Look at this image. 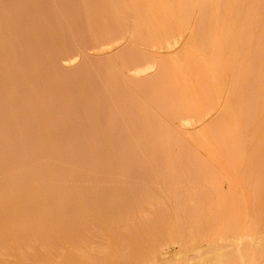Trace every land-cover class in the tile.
I'll return each mask as SVG.
<instances>
[{"label":"rangeland","instance_id":"1","mask_svg":"<svg viewBox=\"0 0 264 264\" xmlns=\"http://www.w3.org/2000/svg\"><path fill=\"white\" fill-rule=\"evenodd\" d=\"M184 1L0 0V264H264V0Z\"/></svg>","mask_w":264,"mask_h":264},{"label":"bare ground","instance_id":"2","mask_svg":"<svg viewBox=\"0 0 264 264\" xmlns=\"http://www.w3.org/2000/svg\"><path fill=\"white\" fill-rule=\"evenodd\" d=\"M109 1V0H108ZM116 1V0H115ZM134 1V0H133ZM180 1V0H179ZM189 1V0H188ZM204 1V0H203ZM210 0H208V2H209ZM27 2V1H26ZM52 2V1H51ZM126 2V1H125ZM148 2V1H147ZM183 2L185 3V1L183 0ZM202 2V1H201ZM205 2V1H204ZM203 2V5L201 6L202 7V9H204L203 7H204V5L206 4V3H204ZM207 2V1H206ZM211 2V1H210ZM106 3V2H105ZM139 3V2H138ZM189 3V2H188ZM141 4V3H140ZM208 4V3H207ZM206 4V5H207ZM210 4V3H209ZM93 5H95V4H93ZM98 5V4H97ZM134 5V4H133ZM103 6H104V4H103ZM113 6V5H112ZM128 7V6H127ZM169 7V6H168ZM211 7V6H210ZM90 8V7H89ZM135 8V7H134ZM152 8V7H151ZM165 8V7H164ZM104 9V8H103ZM181 9V8H180ZM192 9V8H191ZM94 10V9H93ZM97 10V9H96ZM101 10V9H100ZM139 10V9H138ZM2 11V10H1ZM115 11V10H114ZM110 12V11H109ZM131 12V11H130ZM187 12V11H186ZM105 14H106V12H105ZM158 14V13H157ZM102 15V14H101ZM183 15V14H182ZM8 16V15H7ZM115 16V15H114ZM176 16V15H175ZM181 16V15H180ZM96 17V16H95ZM138 17V16H137ZM160 17V16H159ZM7 18V17H6ZM104 18V17H103ZM170 18V17H169ZM179 18V17H178ZM186 18V17H185ZM91 19V18H90ZM118 19V18H117ZM162 20V19H161ZM167 20V19H166ZM186 20V19H185ZM11 21V20H10ZM90 22V21H89ZM165 22V21H164ZM2 23V22H1ZM98 23V22H97ZM115 23V22H114ZM119 23V22H118ZM208 23H209V21H208ZM3 24V23H2ZM88 24V23H87ZM95 24V23H94ZM93 24V25H94ZM100 24V23H99ZM165 24V23H164ZM163 24V25H164ZM170 24V23H169ZM174 24V23H173ZM172 24V25H173ZM178 24H179V22H178ZM213 24V23H212ZM92 25V24H91ZM116 25V24H115ZM162 25V26H163ZM1 26V25H0ZM98 26V25H97ZM148 26V25H147ZM202 26V25H201ZM4 27V26H3ZM180 27V26H179ZM185 27V26H184ZM59 28V27H58ZM101 29H102V27H100ZM163 28H165L164 26H163ZM186 29V28H185ZM57 30V29H56ZM162 30L164 31V29H162V27H161V31H158L159 32V34L157 33V35L155 34V38H158L159 36L158 35H161L160 34V32L162 33ZM11 31V30H10ZM152 31V30H151ZM87 32V31H86ZM140 32V31H139ZM142 32V31H141ZM167 32V31H166ZM165 32V33H166ZM175 32V31H174ZM18 33V32H17ZM99 33V32H98ZM150 33V32H149ZM155 33V32H154ZM60 34V33H59ZM144 34V33H143ZM220 34V33H219ZM137 35V34H136ZM146 35V34H145ZM164 35V33H162V35L161 36H163ZM166 35V34H165ZM164 35V36H165ZM107 36V35H106ZM157 36V37H156ZM191 36V35H190ZM189 36V37H190ZM15 37V36H14ZM59 37V36H58ZM149 37V36H148ZM151 37H152V35H151ZM219 37H221V36H219ZM223 37V36H222ZM222 37L220 38V39H222ZM36 38V37H35ZM150 38V37H149ZM149 38H143V40L144 41H148V39ZM187 38V37H186ZM3 39H4V37H3ZM18 39V38H17ZM17 39H15V41L17 40ZM58 39V38H57ZM156 40V39H155ZM155 40L153 41V40H149L150 42L148 43V42H146V44L148 43V46H150V48H146V49H149V52L151 51L152 53H160V52H168V51H170L171 49H172V46L170 45V44H158V43H156L155 45H154V43H152V42H155ZM158 40V39H157ZM159 40H160V38H159ZM11 41V40H10ZM53 41V40H52ZM186 41V40H185ZM3 42V41H2ZM159 42V41H158ZM151 43V45H149ZM139 44V43H138ZM145 43H143V45H144ZM145 44V45H146ZM174 44V43H173ZM14 45V44H13ZM112 45V44H111ZM182 45V44H181ZM263 45V44H262ZM106 46V45H105ZM260 46H261V44H260ZM9 47V46H8ZM29 47V46H28ZM144 47V46H143ZM183 47V46H182ZM2 48V47H1ZM6 48V47H5ZM257 48V47H256ZM263 48V47H262ZM56 49V48H55ZM184 49H186V48H184ZM27 50V49H26ZM38 50V49H37ZM41 50V49H40ZM104 50V49H103ZM105 50H107V49H105ZM136 51V50H135ZM147 51V50H146ZM262 51V50H261ZM10 52V51H9ZM14 52V51H13ZM21 52H22V50H21ZM26 52V51H25ZM57 52V51H56ZM132 52V51H131ZM141 52V51H140ZM257 52V51H256ZM142 53V52H141ZM144 53V52H143ZM186 53V52H185ZM253 53H255L253 50H252V52H251V54H250V57L248 58V62H250V63H252L251 61H253V58H254V56L256 55H252ZM29 54V53H28ZM65 54V53H64ZM5 55V54H4ZM14 55V54H13ZM46 55V54H45ZM131 55V54H130ZM185 55L186 54H183V55H181V57H185ZM187 55H188V53H187ZM51 56V55H50ZM67 56V55H66ZM149 56V55H148ZM259 56V55H258ZM20 57V56H19ZM23 57V56H22ZM118 57V56H117ZM161 57H163V56H161ZM174 57V56H173ZM2 58V57H1ZM13 58H15V57H13ZM43 58V57H42ZM121 58V57H120ZM141 58L143 59L144 58V55L143 54H138V55H135V56H133L131 59H130V63H133V62H136V61H138V59H140L141 60ZM148 59H149V57H147ZM187 58H190L189 57V55L186 57V58H182L181 60L180 59H178L177 61H176V59H173V58H171V59H173V61H174V63L172 62V61H170L169 60V58L168 59H165V61H162L163 63L162 64H160L161 65V71L160 72H158L157 74H158V76H156V78H154V77H152L151 79L152 80H150V82L148 81V83H144V84H148V86H145L143 83L141 84H139V83H135V81H134V83L133 82H131V83H128L127 85L129 86L128 88H130V89H128V93H129V91L131 90V93L130 94H132V97H133V99H134V102H135V100L137 101L136 103H137V105H141V104H143L144 103V97L146 96V91L150 88V92H149V94H150V97L152 96V98L151 99H153V97L155 96V95H158L159 97H158V100H159V103H160V105H161V107L163 106V105H168V103H169V101L170 100H174L173 98H175L176 100H178L177 98H180V92H182V93H186L187 92V89H188V86H187V89H186V85L188 84H186L185 85V82L187 81H185V79L183 80V81H181L183 78L182 77H184V76H181V75H183V74H180L181 73V70H183L184 69V67L185 66H187V63H189L190 65H188V66H193L192 64H191V59H193L192 57H191V59L190 60H188ZM17 59V58H16ZM33 59V58H32ZM45 59V58H44ZM70 59V58H69ZM75 59V58H74ZM117 59V58H116ZM123 59V56H122V58H121V61H123L122 60ZM129 59V58H128ZM137 59V60H136ZM29 60V59H28ZM136 60V61H135ZM6 61V60H5ZM18 61V60H17ZM47 61H49V60H47ZM71 61H73V60H71ZM71 61H68V62H71ZM118 61H120V59H118ZM176 61V62H175ZM178 61H181V62H178ZM187 61V62H186ZM263 61V60H262ZM68 62H67V64H68ZM109 62V61H108ZM116 62V61H115ZM158 62V61H157ZM157 62H155V64H151V65H149L148 64V66L146 65L145 67H142V68H135L134 70H132V68H130V70H129V66L127 65V67H126V64H124V68H125V71H126V69H127V71H129L128 72V74H124L125 76L124 77H126V79L128 80V78L129 77H135V76H137V75H142V74H148L150 71L152 72L157 66L159 67V63H157ZM213 62V61H212ZM127 63V62H126ZM156 63H157V65H156ZM219 63V62H218ZM249 63V64H250ZM35 64V63H34ZM119 64V63H118ZM259 64V63H258ZM8 65V64H7ZM17 66V65H16ZM109 66V65H108ZM123 66V65H122ZM156 66V67H155ZM3 67H5V66H3ZM110 67V66H109ZM116 67V66H115ZM261 67V66H260ZM193 68V67H192ZM192 68L191 69H189V70H192ZM7 69V68H6ZM14 69V68H13ZM16 69V68H15ZM26 69V68H25ZM122 69V68H121ZM159 69V70H160ZM21 70V69H20ZM23 70V69H22ZM105 70V69H104ZM108 70V69H107ZM185 70V69H184ZM222 70V69H221ZM36 71V70H35ZM113 71V70H112ZM26 72V71H25ZM100 72V71H99ZM118 72V71H117ZM185 72V71H184ZM187 72V71H186ZM192 72H193V70H192ZM154 73V72H153ZM17 74V73H16ZM107 74V73H106ZM109 74H110V72H109ZM116 74V73H115ZM185 74V73H184ZM189 74H190V72H189ZM10 75V74H9ZM112 75H113V73H112ZM118 75V74H117ZM13 76V75H12ZM24 76H26V75H24ZM148 76V75H147ZM186 76V75H185ZM257 76V75H256ZM119 77V76H118ZM180 77H181V79H180ZM38 78V77H37ZM55 78H57V77H55ZM78 78V77H77ZM111 78V77H110ZM80 79V78H79ZM107 79V78H106ZM125 79V80H126ZM46 80V79H45ZM111 80V79H110ZM129 80H130V78H129ZM128 80V81H129ZM26 81V80H25ZM38 81H39V79H38ZM107 81V80H106ZM120 81V80H119ZM260 81V80H259ZM83 82V81H82ZM137 82V81H136ZM257 82V81H256ZM111 83V82H110ZM184 83V84H183ZM189 83H191V80H190V82ZM32 84V83H31ZM118 84V83H117ZM86 85V84H85ZM88 85V84H87ZM112 85V84H111ZM120 85V84H119ZM193 85V84H192ZM1 86V85H0ZM31 86V85H30ZM154 86H156V87H154ZM182 86H184V87H182ZM8 86H6V88H7ZM34 87V86H33ZM148 87V88H147ZM190 87H192L191 85H190ZM113 88V87H112ZM116 88V87H115ZM182 88H184L185 89V91L183 92V90H182ZM78 89V88H77ZM92 89H93V87H92ZM9 90V89H8ZM37 90V89H36ZM106 90H107V88H106ZM182 90V91H181ZM190 91H191V89H189ZM16 91V90H15ZM42 91V90H41ZM81 91V90H80ZM110 91V90H109ZM114 91V90H113ZM189 91V92H190ZM193 91V90H192ZM33 92V91H32ZM103 93V92H102ZM101 93V94H102ZM114 93V92H113ZM156 93V94H155ZM119 94V93H118ZM152 94H154V96L152 95ZM14 95V94H13ZM36 95V94H35ZM106 95V94H105ZM108 95V94H107ZM186 95V94H185ZM184 95V96H185ZM189 95H190V93H189ZM192 95V94H191ZM31 96V95H30ZM44 96V95H43ZM109 96V95H108ZM182 96H183V94H182ZM112 97V96H111ZM114 97V96H113ZM112 97V98H113ZM193 97V96H192ZM98 98V97H97ZM127 98H128V96H127ZM126 98V99H127ZM184 97H182V99H183ZM130 99H131V97H130ZM129 99V100H130ZM143 99V100H142ZM149 99V98H148ZM155 99V98H154ZM189 99V98H188ZM99 100V99H98ZM112 100V99H111ZM124 100V99H123ZM176 100H175V102H176ZM172 101H170V105H172ZM179 101V100H178ZM176 102L177 104L178 103H180L181 104V102ZM185 101V100H184ZM188 101V100H187ZM11 102V101H10ZM40 102V101H39ZM94 102V101H93ZM116 102V101H115ZM127 102V101H126ZM183 102V101H182ZM18 103V102H17ZM117 103V102H116ZM150 104H151V102H149ZM152 103H153V101H152ZM176 103H173V104H175V105H177ZM187 103V102H186ZM79 104V103H78ZM98 104V103H97ZM122 104H123V102H122ZM154 104V103H153ZM180 104H179V107H180ZM259 104H261V103H258V105ZM111 105V104H110ZM135 105V104H134ZM167 105L166 106H164V107H167ZM175 105H172V106H170V110H171V107H173L174 109L173 110H171V111H167V109H166V111L168 112V113H165V116L166 115H176V114H174L175 113V111H176V109H178V108H176L177 106H175ZM128 106V105H127ZM140 107V106H139ZM149 107V106H148ZM157 107H158V105H157ZM159 108L160 110H163L164 109V107L163 108ZM181 107H185L184 105L182 106L181 105ZM180 107V108H181ZM62 108V107H61ZM176 108V109H175ZM158 109V110H159ZM9 110V109H8ZM18 110V109H17ZM35 110V109H34ZM75 110V109H74ZM73 110V111H74ZM82 110V109H81ZM144 110V109H143ZM157 110V109H156ZM157 110V111H158ZM159 110V111H160ZM26 111H27V109H26ZM165 111V110H164ZM179 111V110H178ZM126 112V111H125ZM141 112V111H140ZM177 112V111H176ZM47 113V112H46ZM139 113V112H138ZM158 113H160L161 114V111L160 112H158ZM163 113V115H164V112H162ZM42 114V113H41ZM94 114V113H93ZM124 114V113H123ZM147 114V113H146ZM19 115V114H18ZM56 115V114H55ZM75 115V114H74ZM145 115V114H144ZM57 116V115H56ZM156 116V115H155ZM82 117V116H81ZM144 117V116H143ZM147 117V116H146ZM158 118V117H157ZM85 119V118H84ZM100 119V118H99ZM102 119V118H101ZM136 119V118H135ZM145 119V118H144ZM150 119H152V118H150ZM33 120V119H32ZM98 120V119H97ZM103 120V119H102ZM146 120V119H145ZM37 121V120H36ZM110 121V120H109ZM129 121V120H128ZM140 121V120H139ZM79 122V121H78ZM82 122V121H81ZM98 122V121H97ZM84 123V122H83ZM101 123V122H100ZM110 124V123H109ZM146 124H148V123H146ZM151 125V124H150ZM218 125V124H217ZM38 126V125H37ZM43 126V125H42ZM91 126V125H90ZM89 126V127H90ZM18 127V126H17ZM36 127V126H35ZM108 127H110V126H108ZM129 127V126H128ZM127 127V128H128ZM153 127V126H152ZM91 128V127H90ZM155 128V127H154ZM137 129V128H136ZM86 130H88V129H86ZM114 130V129H113ZM129 130V129H128ZM141 130V129H140ZM154 130V129H153ZM25 131V130H24ZM104 132H105V130H104ZM153 132V131H152ZM152 132H151V130H149L148 131V133H146V134H152ZM156 132V131H155ZM110 133H111V131H110ZM223 134H227L226 133V131L224 132H222ZM145 134V133H144ZM159 134V133H158ZM142 138V137H141ZM48 145V144H47ZM38 151V150H37ZM33 185V184H32ZM10 188H11V186H10ZM39 192V191H38ZM42 192V191H41ZM15 194V193H14ZM13 196V195H12ZM47 207V206H46ZM57 211V210H56ZM44 213V212H43ZM16 215V214H15ZM43 215V214H42ZM237 246V245H236ZM235 246V247H236ZM226 251V250H225Z\"/></svg>","mask_w":264,"mask_h":264}]
</instances>
